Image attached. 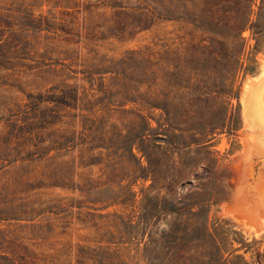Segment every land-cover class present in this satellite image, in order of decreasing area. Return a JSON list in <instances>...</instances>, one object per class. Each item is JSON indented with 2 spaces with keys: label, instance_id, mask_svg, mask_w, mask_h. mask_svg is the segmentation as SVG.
<instances>
[{
  "label": "rangeland",
  "instance_id": "1",
  "mask_svg": "<svg viewBox=\"0 0 264 264\" xmlns=\"http://www.w3.org/2000/svg\"><path fill=\"white\" fill-rule=\"evenodd\" d=\"M263 58L264 0H0V264H254Z\"/></svg>",
  "mask_w": 264,
  "mask_h": 264
},
{
  "label": "bare ground",
  "instance_id": "2",
  "mask_svg": "<svg viewBox=\"0 0 264 264\" xmlns=\"http://www.w3.org/2000/svg\"><path fill=\"white\" fill-rule=\"evenodd\" d=\"M241 101L244 126L248 127L249 134L246 133L248 135L244 140V150L237 157L241 163H238L239 166L236 164L238 168L235 167L237 168L236 187L233 194L237 196V202L242 204L245 201L242 200L244 192H255L258 195L257 199L254 204H248L249 207L246 209L260 215L264 208V168L261 166V171L259 170L257 176L254 177L253 165L255 156H264V76L257 81L252 80L247 83ZM245 162L246 166L243 168L242 165Z\"/></svg>",
  "mask_w": 264,
  "mask_h": 264
},
{
  "label": "water",
  "instance_id": "3",
  "mask_svg": "<svg viewBox=\"0 0 264 264\" xmlns=\"http://www.w3.org/2000/svg\"><path fill=\"white\" fill-rule=\"evenodd\" d=\"M246 162L244 163V165ZM264 156H255L254 157V165H253V173L254 176L259 173L260 167L263 166L264 168Z\"/></svg>",
  "mask_w": 264,
  "mask_h": 264
},
{
  "label": "trees",
  "instance_id": "4",
  "mask_svg": "<svg viewBox=\"0 0 264 264\" xmlns=\"http://www.w3.org/2000/svg\"><path fill=\"white\" fill-rule=\"evenodd\" d=\"M264 264V252L263 253H257V255L254 257V264Z\"/></svg>",
  "mask_w": 264,
  "mask_h": 264
}]
</instances>
